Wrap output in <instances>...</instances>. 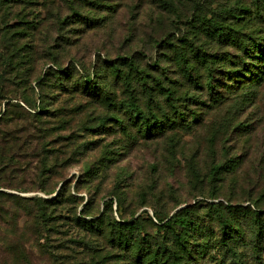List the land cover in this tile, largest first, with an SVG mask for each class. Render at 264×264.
Segmentation results:
<instances>
[{"label":"rangeland","instance_id":"rangeland-1","mask_svg":"<svg viewBox=\"0 0 264 264\" xmlns=\"http://www.w3.org/2000/svg\"><path fill=\"white\" fill-rule=\"evenodd\" d=\"M20 2L23 5L18 7L19 11L27 10L31 19L38 21L39 17L44 22L43 28L48 26L46 6L50 0ZM258 2L122 0V8L113 17L102 10L97 14L106 17V27L83 34L78 42V61L85 67L72 68L71 77L89 75L102 87L111 81L105 79L109 71L104 61L115 60L117 55L132 56L137 51L138 63L150 70L152 77L168 67L177 74L179 66L171 65L170 49L164 46L166 39L173 36L178 51L185 46L181 42L185 39L203 57H216L221 52L220 57L229 53L246 62L237 69L231 65L228 71L216 67L215 100L208 91L205 70L201 69L200 77L195 74L190 79L185 77L178 90L181 97L186 95L180 106L189 100L181 110L189 117L191 129L178 130L175 138H142L137 128L131 126L133 138H129L126 134L129 125L122 129L109 119L100 123L110 110L98 104L85 108L73 121L76 104L89 107L90 103L83 99L71 101L70 95L58 96L51 84L47 94L52 117H44L42 121H63L59 131L50 138H42L39 127L32 128V116L40 110L38 93L20 88L21 82L15 84L13 79L5 78L2 88H6L12 105L20 106L19 113L26 121L18 125L4 122L0 127L9 141L7 148L0 141V191L21 198L51 199L55 194L47 196L42 189L59 191L66 183V189L76 197L71 205L73 212L80 215L86 208L92 219L108 212L117 221L143 217L157 224V218L165 220L184 210V216L199 225L196 230L184 231L189 247L180 250L179 258L185 264H264V87H250V74L239 73L237 83L225 80L227 72H241L245 66L256 64L259 53L243 52L237 46L239 40L238 43L228 40L234 49L207 37V20L214 18L222 26L236 22V16H241V3L252 4L255 13L264 14V2L257 9ZM83 14L90 15V8ZM1 17L0 14V52L6 46ZM226 36L233 37L231 32ZM189 50L185 48L183 52ZM197 53L191 57L193 62ZM42 72L41 66L36 76ZM10 82L14 85H9ZM212 103H219L218 107L224 111L221 116L207 120L204 112L207 104ZM5 112L4 103L0 115ZM194 112L203 119L196 127ZM55 126L47 124L46 130ZM106 202L111 203L110 209L105 207ZM3 203L1 207L7 215L0 216V264L96 263L86 246H99L97 238L79 235L77 230L71 235L56 232L47 237L15 202L4 199ZM146 221L147 231L153 233L154 227Z\"/></svg>","mask_w":264,"mask_h":264},{"label":"trees","instance_id":"trees-1","mask_svg":"<svg viewBox=\"0 0 264 264\" xmlns=\"http://www.w3.org/2000/svg\"><path fill=\"white\" fill-rule=\"evenodd\" d=\"M20 1L0 0L1 21L6 40V46L0 52V114L3 104H6V112L0 115V127L4 122L18 125L26 121L25 116L19 113L20 106H13L11 99L7 98L6 88H2L4 85L2 83L7 78L8 81L13 79L15 84L21 82L20 88L38 93L40 110L38 115L32 116L34 120L32 128L35 127L37 130V125L42 138H50L52 133L60 129L63 121H42L44 117H52L49 113L50 95L47 94L50 84L56 89L58 96L70 95L73 98L71 101L83 99L87 104L90 103L89 107L76 104L75 109L72 110L73 121L85 108H94L95 104H98L104 108L107 106L110 110V114L104 116L100 123L109 119L122 129L129 125L126 131L129 138H133L130 126L137 128L142 138H175L178 130L191 129L189 117L181 110V107H187L189 100H185L186 105L180 106L186 95L181 97L178 90V86L183 83L185 77L190 79L194 74L200 77L201 69L205 70L208 91L212 93L211 97L215 100L217 97L213 82L216 77L214 74L216 67L227 70L231 65H235L237 69L241 67L242 62L244 65L246 63L229 53L224 57H220L221 52L216 57H209L208 54L207 58L203 57L202 53H197V50L192 49L193 46L191 47L185 39L181 41L185 46L178 51L173 36L172 39H166L164 46L170 49L171 56L168 60L171 65L176 66L177 63L179 66L177 74L168 67L152 77L149 74L150 70L142 68L138 63L137 51L132 56L117 55L115 60L109 58L111 61H104L109 71V76L105 75V79L110 78L111 81L102 87L89 75H81L78 79H74L71 77L72 68L80 67V65L81 69L85 67L82 62L78 61L80 53L78 42L83 34H88L89 31L99 27H106V17L101 15L97 17V14L102 10L104 14L113 17L119 12V8H122V0H50L49 6H46L48 26L44 25V28L42 24L44 22L39 20V17L38 22L37 18L31 19L32 14L26 13L27 10L19 11L18 7L23 5ZM257 1H259V4H256L258 9L264 0ZM240 5H242L239 9L241 16H236V22H226L222 26L214 18L207 20V37L220 45L231 46L234 49L235 46L228 40L235 41L234 43H238L239 40L240 44L237 46L243 52L256 51L259 53L256 64H250V67L245 66L241 72L238 70L230 72L229 70L230 73L227 72L225 75V80L231 79L237 83L240 81L237 79L239 73L240 75L250 74L248 85L257 89L264 87V37L261 35L264 34V14L258 11L255 13L251 9L252 4L241 3ZM86 8H90V15L83 14ZM227 12L234 14L232 10ZM53 25H55L54 28H52ZM227 32H231L233 37H227ZM185 48H191V50L187 53L183 52ZM195 53H197V58L196 62H193L191 57ZM67 63L69 65L65 67ZM41 66L44 67V73L36 76ZM173 76H178V78ZM9 85L14 84L10 82ZM217 104L219 103L207 104V112H204L205 115L207 114V120L214 115L221 116L224 108H219L220 105ZM57 113L64 116L61 110H57ZM195 114L193 122L196 127L203 119L200 120L202 117L200 113ZM47 124L56 126L46 130ZM35 129L33 131H36ZM0 141H3L7 148L9 141L5 134L2 135ZM218 167L215 169L218 170ZM44 179H47L46 175ZM65 184L59 191L42 189L47 196L55 194L51 199L21 198L0 191V216L7 215L1 207L4 206L3 200L7 199V201L15 202L25 212L27 219L32 221L34 219V225L44 230L47 237L49 233L56 232L71 235L76 230L79 235L90 234L93 238H97V244L98 240L100 243L96 248L86 246L94 254L95 264H185L183 258H179L181 257L180 250H186L189 247L184 231L196 230L199 225L184 216V210H179L165 220L157 218L159 222L157 224L151 218L143 217L138 219L134 217L131 220L121 218L124 222L117 221L108 212L92 219L88 217L89 215L87 216L86 208L80 215L73 212L71 205L76 197L69 193ZM104 204L107 209H110L109 204L111 203ZM146 220L154 227L153 233L147 231Z\"/></svg>","mask_w":264,"mask_h":264}]
</instances>
